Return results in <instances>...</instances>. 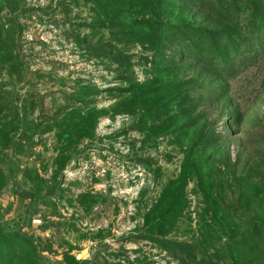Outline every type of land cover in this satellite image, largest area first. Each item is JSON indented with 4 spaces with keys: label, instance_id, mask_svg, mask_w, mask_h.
<instances>
[{
    "label": "rangeland",
    "instance_id": "obj_1",
    "mask_svg": "<svg viewBox=\"0 0 264 264\" xmlns=\"http://www.w3.org/2000/svg\"><path fill=\"white\" fill-rule=\"evenodd\" d=\"M0 264H264V0H0Z\"/></svg>",
    "mask_w": 264,
    "mask_h": 264
}]
</instances>
